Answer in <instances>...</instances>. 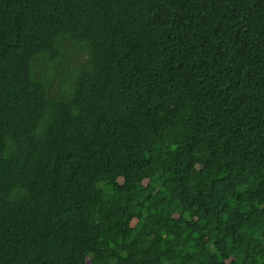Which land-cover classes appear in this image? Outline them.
I'll return each mask as SVG.
<instances>
[{
    "label": "trees",
    "instance_id": "16d2710c",
    "mask_svg": "<svg viewBox=\"0 0 264 264\" xmlns=\"http://www.w3.org/2000/svg\"><path fill=\"white\" fill-rule=\"evenodd\" d=\"M0 264H264V0H0Z\"/></svg>",
    "mask_w": 264,
    "mask_h": 264
},
{
    "label": "rangeland",
    "instance_id": "374dc122",
    "mask_svg": "<svg viewBox=\"0 0 264 264\" xmlns=\"http://www.w3.org/2000/svg\"><path fill=\"white\" fill-rule=\"evenodd\" d=\"M79 57H78V53L76 52V50H75V54L72 56V62L73 63H76V62H78L79 63Z\"/></svg>",
    "mask_w": 264,
    "mask_h": 264
}]
</instances>
